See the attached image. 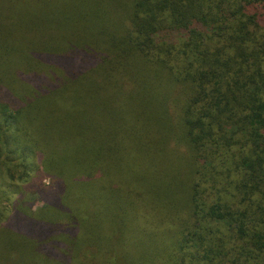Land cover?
Listing matches in <instances>:
<instances>
[{"label":"trees","instance_id":"16d2710c","mask_svg":"<svg viewBox=\"0 0 264 264\" xmlns=\"http://www.w3.org/2000/svg\"><path fill=\"white\" fill-rule=\"evenodd\" d=\"M123 94L139 98L132 122L89 134L57 115L80 102L113 116ZM130 138L151 167L174 164L144 192L115 174ZM4 179L0 224L26 215L47 231L6 239L0 264H264V0H0ZM77 185L91 190L81 208Z\"/></svg>","mask_w":264,"mask_h":264},{"label":"rangeland","instance_id":"374dc122","mask_svg":"<svg viewBox=\"0 0 264 264\" xmlns=\"http://www.w3.org/2000/svg\"><path fill=\"white\" fill-rule=\"evenodd\" d=\"M126 94V93H125ZM123 96L126 99L121 100L120 107L116 106L118 109L116 114L111 116L109 114H106L105 112L101 111V109H97L95 106H85V104L80 103L77 104V106L74 107H67L64 108L61 106L58 108L57 115L69 113L72 116H76L78 118V121H84L87 124L85 133H95V130L97 127H110V122L113 120L120 121L122 119H125L126 122L130 121L132 122L135 117H139V98L134 95L132 100H129L126 95L123 94ZM132 101V102H131ZM111 120V121H110ZM115 124V123H113ZM137 128L131 129V133H139V122L136 124ZM45 115L44 112H41V114L38 117V121L36 124H34L35 130L39 131V140L41 141H53L55 140L56 135L55 132H49L45 130ZM98 132V131H97ZM128 132V133H130ZM69 136V135H67ZM66 136V137H67ZM134 138H130L124 145V151L121 152L120 156V162L116 166V177L120 178L121 183L123 184L121 188L123 187L124 190H128L130 188L134 187L135 192H144L145 189L154 186L157 181H159L158 176L162 172H166L165 174L170 175L172 173H169L172 168H174L173 161L171 159L167 158H159V160H166V162L159 164L158 168L151 167L148 162H150V158L147 160H143L141 155H139V140H133ZM96 141V140H95ZM94 142V141H93ZM72 148L68 150L67 152H61L57 151L55 153L54 158L60 162H62V159L70 160L72 155L77 151V148H75L74 145H71ZM115 170V169H114ZM65 176H68L71 178H76L75 180L81 181L83 179V169L81 167H75L70 165V167H64L63 170ZM162 180V179H161ZM11 183L9 180H0V189H12ZM97 189L95 190V192ZM8 193L11 195V193L8 191ZM91 190H89L87 187H82L77 185L73 188V195L71 196L73 200L71 202H74L75 206L77 208H81V205H83V200L90 196ZM8 194V195H9ZM14 195L9 196L10 201H12ZM126 195H121V197H125ZM59 200V199H58ZM143 200L145 204L148 205L151 203V197L148 195H145L143 197ZM60 202V201H59ZM1 205L9 209L11 202H8L7 199L0 202ZM36 206L41 205L40 202L35 201L34 202ZM81 204V205H80ZM136 208V206H135ZM132 210L130 213H128V220L134 219L135 215L139 214L136 212V210ZM25 218V220H24ZM56 222H54L55 224ZM136 226V225H134ZM47 231V226L45 225H39V224H32L28 223V219L26 215L22 218L17 217H8L4 222L0 224V256L9 257L12 256V254L4 253L7 249L5 247L4 242L6 239H12L15 240L17 237L27 232V234L31 236H38L40 234L45 235ZM128 233L130 232V229H128ZM134 237V238H133ZM138 247L137 249H134L132 247ZM139 253V232L138 229L133 228V231L131 234L127 235L125 238V252L127 253ZM31 246L28 245L27 249L23 250L21 252L22 255H26L30 252ZM139 255V254H138ZM127 259H130L129 255H126Z\"/></svg>","mask_w":264,"mask_h":264}]
</instances>
